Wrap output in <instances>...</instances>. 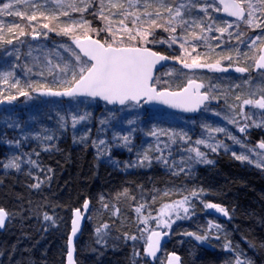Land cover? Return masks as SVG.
Here are the masks:
<instances>
[{"label":"trees","instance_id":"trees-1","mask_svg":"<svg viewBox=\"0 0 264 264\" xmlns=\"http://www.w3.org/2000/svg\"><path fill=\"white\" fill-rule=\"evenodd\" d=\"M98 5L96 2L83 16L80 12H73V15L80 19L82 16L83 21H90L95 29H105V19L96 14ZM40 17L45 18L44 15ZM40 17L36 22L29 23L27 19L12 16L13 22L25 31V35L20 36L16 28L12 39L34 42L30 33L38 26L43 27L38 20L42 23L46 21ZM126 23L130 25L131 22ZM49 27L56 28V23H50ZM161 30L156 29L154 33ZM73 33L77 35L74 30ZM1 34L0 44L4 41ZM50 35L61 41L66 36L62 31ZM88 35L102 42L110 39L106 31L99 35L96 32ZM155 37H149V43L145 46L176 57L169 44L154 40ZM155 78L158 80V75ZM159 82L158 87L170 89L169 85ZM148 111L143 108L145 116ZM12 122L16 124L15 120ZM19 128L20 124L11 126L0 123V207L8 213L7 225L0 232V264H63L71 213L86 199L90 200L91 209L82 234L76 241V263L151 264L142 252L145 244L130 237L135 236L142 225V222H138V216L148 215L149 210L153 214L161 203L181 198V195H172L158 202L162 190L176 188H180L184 195L193 189L203 190L199 199L192 198L189 214L183 219H174L168 230L170 241L166 249L178 251L182 256V264L234 262L235 252L224 248L227 242L233 245L234 250L243 253L241 258L247 257L251 264H264V167L238 161L229 154L216 151L206 153L207 160L212 163L198 164L180 175L165 174L162 162L155 159L157 154L153 155L150 165L145 162L144 166H135L132 171L124 172L110 160L115 158L118 162H124L121 153L128 150L127 147H114L111 139L100 150L92 141L83 143L67 133L49 148L29 139L20 142L19 146L25 143V149L31 153L30 159L36 164H28L29 168L5 169L3 165L8 162L10 144L18 141L15 137ZM171 177L174 178L170 181ZM38 181L41 182L40 187H32ZM101 196L108 204L107 209L100 203ZM153 197H156L155 202ZM207 202L225 207L229 213L227 218H216L210 214L204 207ZM140 204L148 207L137 213L136 208ZM118 208H125L133 222L121 225L117 217ZM97 209L101 221L100 224L92 225ZM115 210V214L110 216V212ZM45 213L53 219L46 221ZM214 220L220 221L224 229H209V222L215 223ZM104 223L109 227L103 230L106 235L98 243L96 228ZM222 230L225 236L219 235ZM189 232L196 235H205L207 232L208 239L198 241L195 236L186 235ZM215 232H218V239L213 235ZM175 236L182 239L177 246L173 244ZM163 260L160 255L153 264H164Z\"/></svg>","mask_w":264,"mask_h":264},{"label":"rangeland","instance_id":"rangeland-1","mask_svg":"<svg viewBox=\"0 0 264 264\" xmlns=\"http://www.w3.org/2000/svg\"><path fill=\"white\" fill-rule=\"evenodd\" d=\"M2 2L15 3V0H2ZM33 2L42 6L34 9L32 6ZM96 2L99 3V0H96ZM169 2L171 3L172 0H169ZM179 2H181V0H177V3ZM250 2L253 5H257L256 16L260 19H264V8L258 7V0H250ZM105 3L107 4L108 0H105ZM142 3L143 0H141V4ZM78 7H84V4L79 3ZM99 7L100 5H98V9ZM206 7H208L207 0H201V2L194 4L190 11L188 9L182 10L183 18L186 21H195L196 23L191 24L184 30L177 27L175 35L186 37L190 41V43L186 45L189 53L192 52V47L195 46L197 52L201 54L200 59L203 63L215 64L216 61L219 60L222 68H228L229 61L224 60L223 57L231 56L232 62L229 71L224 73L207 68L186 69L181 63L180 67L167 65L158 74H156L158 75V81H162L163 83L166 81L167 83L164 84L169 85L170 89H179L189 79L194 78L203 82L205 91H208L210 96L218 98L210 99L200 110V113L192 115L191 118H189L185 117L183 114H177L164 109H149V111L146 112L147 115L145 116L143 108L147 107L144 106L143 103H126V105H123L122 107H117L113 105L110 106L100 100L90 97L81 98L85 101L83 103H76L74 100L67 97L62 99L57 97L41 96L40 91L36 90V85L38 84H44L46 87H51L54 90H61L58 84L53 83V79L62 80L66 78L62 70L65 68L66 64L71 65L75 62V57L72 56L70 51H66V47L70 46L78 53L74 47L73 38L75 36L83 35V29L79 26H74V32H77V35H74L73 33L65 36V38H67H63L62 41L55 36H48V34L60 32L62 28L68 27L72 20L81 19L75 17L73 15L74 13L66 6L63 8L59 7L56 0H47L46 5L45 0H30L27 4H18L12 9L13 12L19 10L26 12L27 15H32L35 11L37 19L40 17V13H43L44 17L56 15L58 19L55 21L56 28L50 27L54 30L49 31L48 29L38 26L35 31L40 34L34 37V31L31 32L30 34L34 39V42L32 41L30 43H26L23 40L14 41V39H12V35H14L16 29H14L13 32H8V27L13 24H17L13 22L11 18L12 16L0 15V19H2L5 23V27L0 29V32H2L1 35L4 37V41L0 44V71L14 72V78L10 80L9 84L0 83V102H4V105L0 108V123L3 125L9 124L11 126H19L20 124V128L17 130L18 133L15 137L19 143L25 142V140L29 139L33 143L42 146L44 145L49 148L55 143V140L69 133L83 143H87L89 141H96L98 143L99 140H104V148L106 147L108 140H113V136L116 133L119 132L123 134L129 128L128 121L132 120L134 121V127L136 128V131L131 133L130 146H132V150L129 151V148L127 147L128 150L121 153L124 162H118L115 158L110 160V163L119 165L124 172L129 170L132 171L134 169L135 166L129 165H133L134 162L138 161V152L143 151V148H147L149 144H152L153 147H155L156 138L147 135V133L154 127L172 129L177 132L183 131L187 133L188 137H190L192 141L191 147H196V140L203 139L207 136V130L202 127V125L208 124L211 125L212 128L223 127L227 129L228 133L241 138L242 144H234L232 139H230L226 133H215L216 139L228 145L229 149L226 151L224 148H220L218 151L229 154L234 158L235 156L233 155V152H235L236 155L248 154L245 151V148H255L261 140H264V126L256 127L253 125L248 128L247 133H240L239 126L229 124L224 117L228 116L229 118H232L239 113V104L243 102V99H258L262 94H264V73L260 70H254L255 60L252 59L254 53L257 55L259 54L258 50L263 42L257 44L256 49H249L248 47V44L251 43L250 38L259 34L260 30L249 28L244 20L237 21L234 18L231 19L221 15L220 10H216L217 7L219 9H221V7H219L215 0H213L212 6L208 7L207 14L203 11ZM135 10L140 12L144 11L143 7ZM65 11L70 13L71 19L62 15ZM209 17H211V19ZM121 18L122 16L119 15L108 16L105 20V24L107 25L111 22L113 28H119V20ZM41 19L46 20L44 23L38 20V22L42 25L48 23L50 26V23H53L50 19ZM84 21L87 22L86 26H90L92 29H95L94 25L91 24L90 21ZM227 24H231L232 27L228 28L224 33H220L217 30L220 27H227ZM209 26H211V31H208ZM128 27H132V24L130 23ZM144 27L147 26L145 25ZM201 27L205 29L203 33L200 31ZM45 32H47L46 36L43 34ZM154 32H156V30ZM193 32L196 37L204 36L207 39H198L196 40L195 45H193L191 43L193 40ZM229 32L231 35H229ZM91 33L92 32H89L88 34ZM239 33L244 34L240 37V39L245 40L246 43H239L237 39V34ZM170 35H172L170 30L166 32L162 29L160 32L153 33L149 37L157 36L154 40L158 39L163 43L166 42L169 44V47L176 57H182L179 42L172 43ZM8 40H12L11 45L7 44ZM221 41H223L222 44L220 43ZM218 44L220 45L219 47H217ZM238 44L239 51L241 53L239 57H237ZM210 48L212 49L211 51L209 50ZM243 53H247V57H245ZM193 55L195 54L193 53ZM182 58L185 59L187 63H191V57ZM236 67H247L249 68V72L238 73L235 71ZM41 73H43V75H41ZM70 76L71 72L69 71L67 78H70ZM17 79L20 83L15 88L11 87L10 85L15 83ZM246 81H248V83H246ZM177 86L178 88H176ZM21 90L29 92V97L19 95V91ZM7 96H16V99L8 101L5 99ZM237 96H240L241 100L237 101ZM232 106H235L234 111ZM69 109L73 110L72 114L87 115V119L78 123L75 129L72 127L71 116L67 115ZM244 111L251 115V119L248 121L250 125L253 124V121L259 124H264V115H262L264 114V110L252 106H245ZM216 113H219V115H216ZM61 116L67 117L66 127H61ZM10 118L15 120L16 124H13ZM101 121H107V123L101 124ZM47 137H52V139L48 140ZM160 139L167 141V137H160ZM211 142L214 143L215 141ZM116 143L117 142L114 141V147L122 149L120 146H115ZM188 147L189 144L186 142H178L177 144L172 145L171 157L168 160V165H171L173 160L177 163L184 160L186 163L180 164V167L188 169L189 172V170L194 168V166L203 164L202 162L195 161L190 163L187 162L189 156L187 151ZM199 149L205 153L211 152L206 149L204 145H199ZM8 154V161L13 157H19L24 161L20 167L29 168L27 161L30 159L31 153H29V150L25 149V143H22V146H19L17 142H12L10 144ZM156 154L159 155V153H153L152 156ZM167 154L168 153L166 152L165 155ZM191 155L194 156L195 154L192 153ZM207 158L208 157L206 155V159ZM251 158L255 160V155L253 154ZM162 164L164 169L163 171L167 175H171L178 171L176 168L165 166L163 162ZM250 164L256 166L255 162ZM173 178L174 177H171L170 181ZM176 189L181 190L180 188ZM164 191L165 190H162V193ZM162 198L163 196L158 199L159 203L163 200ZM161 205L162 203L160 206H157L156 210H154L152 214L153 216L156 215L158 207L160 208ZM115 212L116 210L114 212H110L109 215L112 216ZM128 215L129 212L126 211L125 208H118L117 217L120 220L121 225H129L133 222V218ZM93 220L94 222L92 225L100 224L101 219L99 209L94 212ZM214 221V224H217L221 229H224L220 221ZM148 226L155 228V221L149 220ZM144 227L145 225L142 223L139 228V232L135 235L138 237L136 241H142L143 245L146 242V237H140L141 230ZM164 229L170 231L169 228ZM217 233H213L214 237H216ZM219 235L225 236L224 230L220 231ZM173 239L175 244L182 241V239L177 236ZM216 239L218 238L216 237ZM164 256L165 251H163L161 255L162 260L164 259ZM242 259L249 260L247 257Z\"/></svg>","mask_w":264,"mask_h":264},{"label":"snow or ice","instance_id":"snow-or-ice-1","mask_svg":"<svg viewBox=\"0 0 264 264\" xmlns=\"http://www.w3.org/2000/svg\"><path fill=\"white\" fill-rule=\"evenodd\" d=\"M30 0H15L12 2H2L0 0V15L2 16H16L21 19H27L29 23L37 20V15L35 11L32 15H27L24 11H15V8L20 3H29ZM201 2V0H181L177 3V0H99V11L96 13L101 19H107L108 16H122L119 20V28H113L112 23L109 22L105 29H92L90 26H86L87 22L83 21L82 16L91 7L95 6L96 0H56L59 7H67L71 12H80L82 14L81 20H72L68 27H64L61 31L63 35H71L74 30V26H79L83 29V35L75 36L73 42L76 48L79 49L77 53L75 49L70 46L66 47V51H70L72 56L75 57L74 64H66L65 68L62 70L65 79L57 80L53 79V83L58 84L61 90H54L51 87H46L44 84L36 85V90L40 91L41 96L47 97H57V98H70L76 103L85 102L81 98H100L109 104L118 103L119 105L127 104H139L142 100L153 101L158 100L164 104H167L173 108H182L184 111H196L201 105L205 104L213 98L210 96L208 91L202 92L201 89L204 85L197 83L193 79L187 81V85L181 88L179 91H169L167 88L161 90L158 87L160 83L153 76V68L160 61H166L168 57L161 55L158 52L152 51L149 47L145 46L149 43V36H151L156 29H163L168 32L171 31L170 40L172 43L179 42V47L182 52V57H191V63H187L182 57H174L175 60L183 64L186 69H210L217 72L227 73L231 67L232 57L225 56L224 60L229 61L228 68H222L220 66V61L217 60L215 64L203 63L201 62V54L197 52L195 46L192 47V52L189 53L186 47L190 41L183 36H177V27L182 30L189 27L191 24H195V21H186L183 18L182 10H191L194 4ZM213 0H207L208 7L212 6ZM223 4V11L228 12L230 16L236 17L237 20L243 19L247 26L251 29H259L260 33L255 37L250 38L251 43L248 44L249 49H256L257 44L264 42V19H260L256 16L257 5H253L250 0H221ZM47 0H45V5ZM79 3H83L84 7H78ZM175 5V6H174ZM33 8H39L42 5L33 2ZM143 7L144 11L140 12L135 9ZM208 7L203 9L207 14ZM258 7L264 8V0H258ZM107 10V15H106ZM217 11L220 9L217 7ZM43 15V13H40ZM63 16L70 17V13L65 11L62 13ZM211 19V17H209ZM45 19H50L55 22L58 17L52 15L51 17H45ZM126 21H130L132 27H128ZM147 27H144V26ZM5 27V23L0 19V29ZM231 24H227V27H220L217 30L220 33H224L228 28H231ZM19 28V35L24 36L25 31L20 28L18 24H13L8 27V32H13L14 29ZM44 29L52 31L48 23L43 24ZM106 31L110 39H105L103 42L97 38L93 39L92 36L88 35L89 32H96L99 35L100 32ZM203 33L205 29L200 28ZM208 31H211V26H209ZM39 32L34 31L33 36L39 35ZM45 36L47 32L43 33ZM60 34V33H58ZM229 35L231 33L229 32ZM243 33L237 34V39L240 44L246 43L245 40H241L240 37ZM193 40L191 43L195 45L196 40L207 38L204 36L196 37L195 33H192ZM2 39V37H0ZM18 39V37H17ZM162 43V42H161ZM221 44L223 41L220 42ZM7 44L11 45L12 40H8ZM220 45L218 44L217 47ZM212 50L211 48L209 49ZM259 54L253 55L252 59L255 60V69L264 70V48H260ZM193 53L195 55H193ZM241 55L239 51V44L237 45V57ZM247 57V53H243ZM15 67V66H14ZM69 71L71 72L70 78L68 77ZM235 71L238 73H247L249 68L247 67H236ZM43 75V73H41ZM14 78L13 71H0V83L9 84L10 80ZM20 83L17 79L15 83L10 86L15 88ZM164 83H167L166 81ZM248 83V81H246ZM42 90V91H41ZM214 90V89H212ZM19 95L29 97V92L19 91ZM8 101H13L16 96L5 97ZM218 99V98H217ZM236 100H241L240 96L236 97ZM245 106H252L261 110H264V94L260 96L259 99H243V102L239 104L240 112L237 113L232 118L225 116L224 119L227 120L229 124L238 125L240 133H247L250 126L262 127L264 124H259L253 121L250 125L248 121L251 119V115L244 111ZM233 107V111L235 106ZM73 110L69 109L67 115L71 116L72 127L75 129L76 125L81 121L87 119V115H76L72 114ZM219 115V113H216ZM264 115V114H262ZM61 127H66L67 117L61 116ZM107 121H101V124H105ZM129 128L123 133H116L113 136V141L117 142L115 146L128 147L129 151L132 150L131 145V133L136 131L134 127V121H128ZM207 130V136L203 139H198L195 141L196 147H191L192 141L188 137L187 133L183 131H175L172 129H163L154 127L150 130L147 135L154 137L155 147L149 144L147 148H143V151L137 153L138 161L134 162L133 165L129 166H144L145 162L149 165L153 158V153H159L155 156L158 162H163L165 166L170 168H176L178 171L174 172V175H180L188 171L186 168L180 167V164L186 163V161L181 160L177 163L175 160L172 161L171 165H168V160L171 157V147L178 142H186L189 144L187 149L188 163L190 162H202V163H212V161L206 159V153L200 151L199 145H204V147L211 152H216L220 148H224L226 151L228 145L224 144L222 141L217 140L215 133H226L234 144H242V139L235 135L227 132L226 128L217 127L212 128L211 125H202ZM39 135V134H37ZM160 137H167V141L161 140ZM51 140L52 137H47ZM211 141H215L214 143ZM122 142V144L120 143ZM19 144V141H17ZM94 145L102 150L105 145L104 140H99L93 142ZM143 147V146H141ZM264 140H261L255 148H245L248 154L233 155L236 159L241 161H248L249 163L255 162L257 167H264ZM168 153L165 155V153ZM194 153L195 155H191ZM255 155V160L251 157ZM24 161L19 157H13L3 166L5 169L15 168L19 169ZM28 164H36V161L29 159ZM40 181H38L32 187L39 188ZM203 190H191L187 195H184L181 190H165L162 193L163 197H170L172 195H181L180 199L172 200L171 202L162 203L161 207L158 209L155 216L152 215L151 210H149L147 216H138V222H142L145 227L141 230V237L144 238L146 234V245L144 252L148 256L155 257L157 251L161 246V237L167 235L162 229L170 228L174 219H183L189 214V205L191 204L192 198L199 199ZM127 190H125V194ZM156 197H153V202H155ZM100 203L105 209L108 208V204L104 201V197H100ZM148 207L146 204H140L136 208V212L140 213L141 209ZM204 207L207 209H216L217 212L222 213L224 216H228V211L217 204L206 203ZM83 209V211H82ZM81 208H76L73 210L72 219V234L68 237L67 242V259L68 264H73V236L76 234L78 228L80 227L81 217L89 209V201L85 200ZM181 212L183 215H181ZM8 213L0 208V227L3 226L5 218ZM44 219L52 220L53 218L47 213L44 215ZM149 220L155 221V228L148 226ZM109 225L104 223L96 228V233L98 236L97 242L100 243L103 240L105 232L104 229H108ZM209 229L220 230V226L209 222ZM127 236V234H125ZM189 236H195L198 241H204L208 239V233L205 235H196L195 233H186ZM132 240L138 239L136 236L130 237ZM219 238V237H217ZM224 248L229 252H235V259L233 261H228L227 264H251V261L242 259L243 253L238 249H233V245L230 242L225 243ZM138 255V253H137ZM180 258L174 253L168 254L167 264H178Z\"/></svg>","mask_w":264,"mask_h":264},{"label":"water","instance_id":"water-1","mask_svg":"<svg viewBox=\"0 0 264 264\" xmlns=\"http://www.w3.org/2000/svg\"><path fill=\"white\" fill-rule=\"evenodd\" d=\"M216 1V3L219 5V7H221V9H220V14L221 15H223V16H225V17H227V18H231V19H236L237 20V18L236 17H233V16H230L229 15V13L228 12H225V11H223V4H222V2H221V0H215ZM243 19H241V20H237V21H242ZM92 38L93 39H97V37L95 38L94 36H92ZM101 40V39H100ZM74 47L76 48V45H75V43H74ZM148 47V46H147ZM150 48V47H149ZM260 48H264V42H263V44L261 45V47ZM152 51H155V52H158V53H160L161 55H164V56H166V57H168V59L166 60V61H160V62H158V64L156 65V66H154V68H153V76L155 77L156 76V74L160 71V70H162L163 68H165L167 65H172V66H175V67H178V65L180 64V62L179 61H177V60H175L174 59V56H172V55H169V54H164V53H161V52H159V51H157V50H155V49H152V48H150ZM76 50L79 52V49L78 48H76ZM255 63V62H254ZM254 70L255 71H259V70H256L255 69V66H254ZM261 72H263L264 73V70H260ZM193 80H195L197 83H200V84H202L203 85V83L201 82V81H199V80H196V79H193ZM187 85V82L183 85V86H181L179 89H169V88H167L169 91H173V92H175V91H179L181 88H183V87H185ZM161 90H163V88H161ZM201 91L202 92H205V89L204 88H202L201 89ZM91 98V97H90ZM93 99H96V100H100V101H102V102H104L105 104H108V105H113V106H117V107H122V105H119L118 103H115V104H109V103H107L106 101H104V100H102V99H100V98H93ZM259 99V98H258ZM209 101V100H208ZM208 101H205V104L206 103H208ZM140 103H143L144 104V106H146L148 109H150V110H157V109H164V110H169V111H172V112H174V113H177V114H183V115H188V116H192V115H196V114H198V113H200V110L203 108V106L205 105H201L200 106V108L199 109H197L196 111H184L182 108H173V107H171V106H169V105H167V104H164V103H162L161 101H158V100H153V101H147V100H142ZM4 105V103L3 102H0V108L2 107ZM86 200H88V199H86ZM89 201V209L86 211V212H84V215L81 217V221H80V227L78 228V230H77V232H76V234L73 236V264H76V241L80 238V236H81V234H82V229H83V227H84V225H85V223H86V218H87V215H88V213H89V211H90V207H91V202H90V200H88ZM83 204H84V202L80 205V207H78V208H81L82 209V206H83ZM218 205H220V204H218ZM221 206V205H220ZM222 207V206H221ZM0 208H3V207H0ZM4 209V208H3ZM74 209H76V208H74ZM5 210V209H4ZM209 210V212L211 213V214H214L215 216H217V217H220V218H223V219H226L227 218V216H224L222 213H219V212H217L216 211V209H214V208H212V209H208ZM82 211H83V209H82ZM72 219H73V211H72V213H71V216H70V226H69V230H68V236H67V239H66V244H67V242H68V237H69V235H71L72 234V232H71V228H72V224H71V222H72ZM7 220H8V215L6 216V218H5V222H4V224H3V226L2 227H0V232L1 231H3L4 229H5V227H6V225H7ZM165 233H167V235H164V236H162L161 237V246H160V249L157 251V255L155 256V257H152V256H148L145 252H144V248H145V245H146V243H145V245L143 246V248H142V252L144 253V255L146 256V258H147V260L149 261V263H153L161 254H162V251H161V249H162V247H163V245L165 244V243H167L168 241H169V231L168 230H164V229H162ZM145 240H146V238H145ZM67 247H68V245H67ZM172 253H174L176 256H178L179 258H180V260H179V262H178V264H182V262H181V255L178 253V252H176V251H168L167 253H165V256H164V260H163V263L164 264H167V258H168V254H172ZM63 264H68V259H67V249H66V252H65V259H64V263Z\"/></svg>","mask_w":264,"mask_h":264},{"label":"bare ground","instance_id":"bare-ground-1","mask_svg":"<svg viewBox=\"0 0 264 264\" xmlns=\"http://www.w3.org/2000/svg\"><path fill=\"white\" fill-rule=\"evenodd\" d=\"M123 171H124V170H123ZM223 208H225V207H223ZM225 209H226V208H225ZM226 210H227V209H226ZM89 212H90V211H89ZM210 214H211V213H210ZM212 215H214V214H212ZM214 216H215V215H214ZM215 217H216V218H219V217H217V216H215ZM168 239H169V238H168ZM169 241H170V239H169ZM169 241H168V242H169ZM168 242H167V243H168ZM167 243H165V244L163 245V247H162V249H161L162 253H163V251H165V253H167L168 251H175V250H167V249H166V245H167ZM174 245L177 246L178 243H177V244L174 243ZM176 252H178V251H176ZM178 253H179V252H178ZM179 254H180V253H179ZM64 255H65V254H64ZM180 255H181V254H180ZM64 259H65V257H64ZM181 260H182V256H181ZM153 263H154V262H153ZM153 263H152V264H153ZM76 264H77V263H76Z\"/></svg>","mask_w":264,"mask_h":264}]
</instances>
